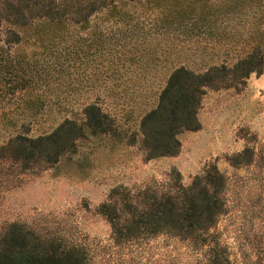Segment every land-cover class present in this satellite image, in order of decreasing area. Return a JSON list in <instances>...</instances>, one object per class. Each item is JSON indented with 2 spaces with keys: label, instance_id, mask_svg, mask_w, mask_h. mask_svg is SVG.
Listing matches in <instances>:
<instances>
[{
  "label": "rangeland",
  "instance_id": "1",
  "mask_svg": "<svg viewBox=\"0 0 264 264\" xmlns=\"http://www.w3.org/2000/svg\"><path fill=\"white\" fill-rule=\"evenodd\" d=\"M116 1L142 13L144 27L149 28L145 53L112 72L114 62L105 58L110 53L87 54L89 39L73 44L69 37L68 84L57 87V83L41 108L25 105L21 94H4L0 83V143L16 132H49L65 117L80 120L83 106L90 101L99 103L131 132L136 129L137 114L156 102L172 65L185 63L199 70L213 63L231 67L251 48L247 39L255 35L258 25L264 51V10L249 9L232 23L231 18L217 22L212 38L177 39L171 35L174 30L163 36L164 29L154 27L158 22L150 19L151 9L142 11L148 0ZM73 15L68 18L70 29L77 26ZM72 47L80 50L79 58ZM223 74L221 86L206 88L201 98L200 127L179 133L181 145L174 155L146 158L137 143L89 133L56 162L40 160L26 167L18 162L9 169V161L2 164L0 231L12 221L46 227L82 247L89 264H206L210 246L216 242L234 264H264V68L242 78H232L231 70ZM246 146L251 148V160L232 164V154ZM211 162L225 174L227 185L225 209L210 230L208 244L195 245L163 232L114 239L109 220L97 210L111 187L168 190L177 174L189 183Z\"/></svg>",
  "mask_w": 264,
  "mask_h": 264
},
{
  "label": "trees",
  "instance_id": "2",
  "mask_svg": "<svg viewBox=\"0 0 264 264\" xmlns=\"http://www.w3.org/2000/svg\"><path fill=\"white\" fill-rule=\"evenodd\" d=\"M148 1L149 5L142 7L146 8L142 11L151 9L150 19L158 22L154 27L163 28V36L170 35L171 29L176 31H171V35L178 36L177 39L193 35L212 38L217 22L227 23V18H231L232 23L234 18L249 13V9L264 10V0ZM136 11L116 0H0L3 93L21 94L25 105L36 108L46 104L57 83V87L68 84L69 37L73 44L89 39L87 54L110 53L105 58L109 63L114 62L112 72L118 71L126 61H138L139 53H145L149 28L144 27L142 13ZM71 12L74 13L71 19L77 24L72 29L68 21ZM254 31L255 35L247 39L251 48L238 56L231 67L213 63L199 70L185 63L172 65L158 89L156 102L137 114L133 131L119 126L111 113L96 101H90L83 106L80 120L65 117L49 132L10 135L0 143V172L7 161L10 162L7 169L18 162L24 167L40 160L56 162L75 148L77 139L89 133L109 135L127 144L137 143L146 158L176 154L181 145L179 133L200 127L197 111L206 88L221 86L223 73L230 70L232 78L248 76L251 71L262 72L261 26ZM72 51L79 58L80 50L72 47ZM243 160H251L248 146L231 156L232 164ZM226 185L227 177L211 162L189 183H183L177 174L168 190L147 186L133 191L117 184L111 187L97 210L109 220L117 241L163 232L195 245H205L210 230L225 209ZM216 243L215 247L210 246L206 264H234ZM0 264L89 262L82 247L67 242L56 232L12 221L0 231Z\"/></svg>",
  "mask_w": 264,
  "mask_h": 264
}]
</instances>
